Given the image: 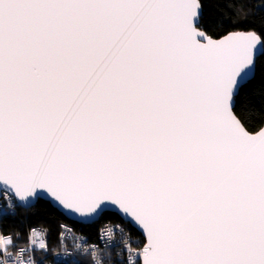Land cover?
Segmentation results:
<instances>
[{"label":"snow or ice","instance_id":"obj_1","mask_svg":"<svg viewBox=\"0 0 264 264\" xmlns=\"http://www.w3.org/2000/svg\"><path fill=\"white\" fill-rule=\"evenodd\" d=\"M203 11L0 0V215L116 213L142 236L127 264H264V34L213 38Z\"/></svg>","mask_w":264,"mask_h":264},{"label":"trees","instance_id":"obj_2","mask_svg":"<svg viewBox=\"0 0 264 264\" xmlns=\"http://www.w3.org/2000/svg\"><path fill=\"white\" fill-rule=\"evenodd\" d=\"M203 4L205 26L213 38L217 39L228 32L235 31L256 30L264 34V0H203ZM255 106L260 109L258 99ZM262 113L264 110L250 116L248 121L250 131H256L264 126V114ZM17 210L15 216H8L0 222L1 234L11 235L18 245H23L26 231L32 226H40L47 233L49 246L58 245L60 226L69 220H66L48 202L38 203L28 209L19 207ZM75 224L78 228L83 229L92 240L96 239L98 228L105 224L122 225L131 237L142 239L136 231H132L128 224L122 222L113 213L101 216L97 222L91 225ZM46 262L52 264L50 259H47Z\"/></svg>","mask_w":264,"mask_h":264},{"label":"built area","instance_id":"obj_3","mask_svg":"<svg viewBox=\"0 0 264 264\" xmlns=\"http://www.w3.org/2000/svg\"><path fill=\"white\" fill-rule=\"evenodd\" d=\"M4 206H6L5 201L0 198V207ZM18 208L14 207L0 215V222L8 216H15ZM63 225H67L71 232L67 229L62 230L60 227L58 245L53 247L48 244L47 233L39 239L33 234L31 241L29 240L31 230L43 229L40 226H32L26 231L23 245H18L11 235L0 233V236L11 238L13 241L6 247H0V262L2 264H32L34 261L35 264H47L46 260L50 259L52 264H78L81 262L95 264L92 256V252L95 251L97 258L101 260V264H127L129 255L134 257L135 249L138 246L142 247V244L138 245L139 239L131 237L122 225L120 228H115L117 224L101 226L98 228L96 239L93 240L75 223L68 221L64 222ZM107 227H112L113 231H106ZM62 231L64 232L63 236H61ZM40 239L45 241L46 250L39 248ZM21 249H26V251L22 253L20 252Z\"/></svg>","mask_w":264,"mask_h":264},{"label":"water","instance_id":"obj_4","mask_svg":"<svg viewBox=\"0 0 264 264\" xmlns=\"http://www.w3.org/2000/svg\"><path fill=\"white\" fill-rule=\"evenodd\" d=\"M45 201L48 202L53 208H55L66 220H69L71 222L77 223L79 225L87 226V225H91V224H93V223H95V222H97L99 220V218L95 219V220L82 219L78 215L77 216H69L68 214L64 213L60 208H57L55 205H53L50 201H47V200H45ZM20 208L28 209L30 207H20ZM113 214H116V213H113ZM117 216L121 219L122 222L127 224V222H125L119 215H117ZM134 227L135 226H133V228ZM136 232L139 234L138 230H136Z\"/></svg>","mask_w":264,"mask_h":264}]
</instances>
